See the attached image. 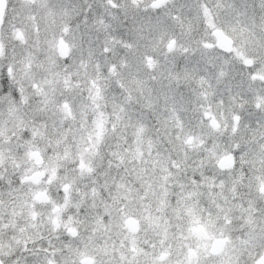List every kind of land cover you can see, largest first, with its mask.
Instances as JSON below:
<instances>
[{
  "label": "snow or ice",
  "instance_id": "snow-or-ice-1",
  "mask_svg": "<svg viewBox=\"0 0 264 264\" xmlns=\"http://www.w3.org/2000/svg\"><path fill=\"white\" fill-rule=\"evenodd\" d=\"M0 264H264V0H0Z\"/></svg>",
  "mask_w": 264,
  "mask_h": 264
}]
</instances>
